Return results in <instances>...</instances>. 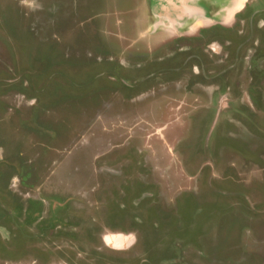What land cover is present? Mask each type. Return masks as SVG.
Returning <instances> with one entry per match:
<instances>
[{"label": "rangeland", "instance_id": "374dc122", "mask_svg": "<svg viewBox=\"0 0 264 264\" xmlns=\"http://www.w3.org/2000/svg\"><path fill=\"white\" fill-rule=\"evenodd\" d=\"M179 1L0 0V264H264V0Z\"/></svg>", "mask_w": 264, "mask_h": 264}, {"label": "water", "instance_id": "95a60500", "mask_svg": "<svg viewBox=\"0 0 264 264\" xmlns=\"http://www.w3.org/2000/svg\"><path fill=\"white\" fill-rule=\"evenodd\" d=\"M185 3H186V10H187V6L189 7H192L193 10L196 11V15L195 17L192 16L191 14H187L186 12H180L181 14L178 15L177 17H183V16H187L188 18H193L195 20V18H197V20H199V22L202 20V21H212L213 18H211V14H213V16L219 14L220 11H224V10H221V7H219L218 9H213V6L215 5L212 4V1L211 0H197V5H191L188 3V1L185 0ZM184 5V4H183ZM180 6H182V3H180L179 1V6H177L178 8H180ZM185 6V5H184ZM212 7V8H211ZM225 8V7H224ZM180 10V9H179ZM190 13V12H189ZM207 13L209 15H207ZM174 20V19H173ZM193 20V21H194ZM214 20V19H213ZM175 21V20H174ZM192 21V24L193 25H190V29H192V27H194V24ZM223 22V21H221ZM173 23V22H171ZM197 23V22H196ZM191 24V23H190Z\"/></svg>", "mask_w": 264, "mask_h": 264}, {"label": "bare ground", "instance_id": "6f19581e", "mask_svg": "<svg viewBox=\"0 0 264 264\" xmlns=\"http://www.w3.org/2000/svg\"><path fill=\"white\" fill-rule=\"evenodd\" d=\"M228 2V1H227ZM241 4V0H234L231 3H227L225 6L228 5V8H226L224 11H226L229 8H234L237 7L238 5ZM228 12V10L226 11ZM228 14V13H227ZM226 14V15H227ZM194 16V15H193ZM199 21V20H198ZM114 235H108L106 236V242H108L109 244H112L114 246H119L120 244H127L128 242H130L131 237L129 236H122V234H118L115 237H113Z\"/></svg>", "mask_w": 264, "mask_h": 264}, {"label": "crops", "instance_id": "0c3cea01", "mask_svg": "<svg viewBox=\"0 0 264 264\" xmlns=\"http://www.w3.org/2000/svg\"><path fill=\"white\" fill-rule=\"evenodd\" d=\"M181 8H182V11L183 12H186V10H185V8H184V6L182 5V6H180ZM189 8V7H188ZM195 11V10H194ZM188 12H191L190 10L188 11ZM187 14H189V13H187ZM195 15H196V11H195ZM195 15H194V17H195ZM197 18H195V20H196Z\"/></svg>", "mask_w": 264, "mask_h": 264}, {"label": "clouds", "instance_id": "9594fccd", "mask_svg": "<svg viewBox=\"0 0 264 264\" xmlns=\"http://www.w3.org/2000/svg\"><path fill=\"white\" fill-rule=\"evenodd\" d=\"M24 2H25V3H27V2H28V0H24Z\"/></svg>", "mask_w": 264, "mask_h": 264}]
</instances>
